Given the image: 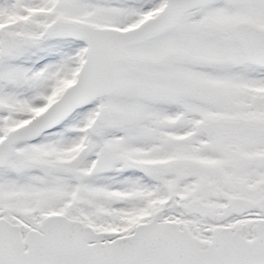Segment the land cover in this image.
Returning a JSON list of instances; mask_svg holds the SVG:
<instances>
[{
    "label": "snow or ice",
    "instance_id": "6c2138e0",
    "mask_svg": "<svg viewBox=\"0 0 264 264\" xmlns=\"http://www.w3.org/2000/svg\"><path fill=\"white\" fill-rule=\"evenodd\" d=\"M0 264H264V0H0Z\"/></svg>",
    "mask_w": 264,
    "mask_h": 264
}]
</instances>
